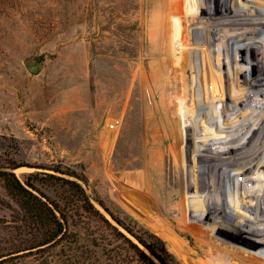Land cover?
Returning a JSON list of instances; mask_svg holds the SVG:
<instances>
[{
  "label": "rangeland",
  "instance_id": "374dc122",
  "mask_svg": "<svg viewBox=\"0 0 264 264\" xmlns=\"http://www.w3.org/2000/svg\"><path fill=\"white\" fill-rule=\"evenodd\" d=\"M179 10V0H0V165H19L18 177L67 216L55 243L17 251L34 235L0 180V255L10 253L0 264H234L233 251L230 259L198 252L188 230L196 226L179 224L158 186L157 176L178 166L188 128L177 75L182 81L184 63L197 61L192 35L184 37L190 55L178 52ZM164 62L167 77L154 82ZM202 218L200 228L213 222Z\"/></svg>",
  "mask_w": 264,
  "mask_h": 264
},
{
  "label": "bare ground",
  "instance_id": "6f19581e",
  "mask_svg": "<svg viewBox=\"0 0 264 264\" xmlns=\"http://www.w3.org/2000/svg\"><path fill=\"white\" fill-rule=\"evenodd\" d=\"M179 9L178 52L190 55L193 48L197 61L182 60L186 76L179 82L177 75L188 128L182 129L181 152L176 150L178 166L157 176L158 186L169 192L179 224L196 226L188 230L196 234L199 253L230 259L233 251L234 264H246L250 255L264 259V42L256 40L264 29V0H179ZM188 35L194 37L191 48ZM256 47L260 56L253 59ZM207 95L210 105L203 101ZM170 108H162L164 117ZM201 217L213 222L203 220L209 226L200 228Z\"/></svg>",
  "mask_w": 264,
  "mask_h": 264
},
{
  "label": "trees",
  "instance_id": "16d2710c",
  "mask_svg": "<svg viewBox=\"0 0 264 264\" xmlns=\"http://www.w3.org/2000/svg\"><path fill=\"white\" fill-rule=\"evenodd\" d=\"M18 167L19 165H0V180H3L8 193L18 204L25 221L24 227L30 228L31 234L34 235L33 240L25 248H20L17 251L46 247L65 235L67 231V216L61 210L59 204L47 194L41 192L32 181L28 179L23 182L13 171ZM75 184L79 188H83L79 183L75 182ZM82 200L87 206H93L87 195H84ZM147 247L153 254L157 255L154 249ZM9 254H1L0 258ZM146 258L153 262L150 255L146 254ZM44 264L50 263L45 262Z\"/></svg>",
  "mask_w": 264,
  "mask_h": 264
},
{
  "label": "crops",
  "instance_id": "0c3cea01",
  "mask_svg": "<svg viewBox=\"0 0 264 264\" xmlns=\"http://www.w3.org/2000/svg\"><path fill=\"white\" fill-rule=\"evenodd\" d=\"M169 62H164L162 64H159V65H156L157 68L156 70L154 69V76L152 77V79L154 80V82H157V75L159 74V70H161V72L164 71V65L168 64ZM160 67V68H159ZM147 70H148V67H147ZM148 73H149V70H148ZM151 79V78H150Z\"/></svg>",
  "mask_w": 264,
  "mask_h": 264
},
{
  "label": "water",
  "instance_id": "95a60500",
  "mask_svg": "<svg viewBox=\"0 0 264 264\" xmlns=\"http://www.w3.org/2000/svg\"><path fill=\"white\" fill-rule=\"evenodd\" d=\"M32 70H33V71H37V70H38V66H37V65H34V66L32 67Z\"/></svg>",
  "mask_w": 264,
  "mask_h": 264
}]
</instances>
